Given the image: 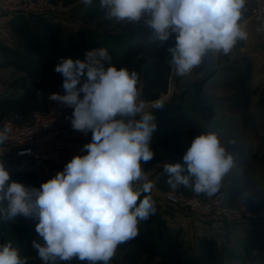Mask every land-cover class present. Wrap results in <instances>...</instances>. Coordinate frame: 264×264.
<instances>
[{"label": "clouds", "instance_id": "1", "mask_svg": "<svg viewBox=\"0 0 264 264\" xmlns=\"http://www.w3.org/2000/svg\"><path fill=\"white\" fill-rule=\"evenodd\" d=\"M91 6L93 0H81ZM245 0H100L108 19L139 21L150 15L147 24L161 44L175 33V47L169 48L171 63L184 75L201 63L209 51L227 54L247 33L240 27ZM104 47L85 53V59L61 58L54 71L61 74L64 95L51 93L49 100L72 108L74 130L92 133L82 147L54 177L39 188L10 181L0 161V217L18 215L37 220L41 244L32 247L44 264L77 258L89 264H109L118 245L139 234L138 224L155 214L151 191L155 184L141 167L154 158L150 142L157 128L154 115L145 112L139 101L138 76L109 61ZM163 107L161 101L154 108ZM139 116V119L136 117ZM11 129H0V144ZM181 163L164 165L172 189L190 186L199 194L218 191L223 176L232 168L216 134L195 137ZM186 166V168H185ZM187 171V175L183 173ZM190 179L192 183L190 184ZM143 181V183H140ZM143 195V198L140 197ZM139 201V202H138ZM0 264H27L11 242L0 244Z\"/></svg>", "mask_w": 264, "mask_h": 264}, {"label": "trees", "instance_id": "2", "mask_svg": "<svg viewBox=\"0 0 264 264\" xmlns=\"http://www.w3.org/2000/svg\"><path fill=\"white\" fill-rule=\"evenodd\" d=\"M106 12L107 9L101 8L99 2L89 18L93 22L103 19L104 25H111L116 18L108 19ZM241 12L240 26L245 4ZM22 16H13L9 21L15 45L0 44V70L15 69L23 74L0 94V125L5 120L28 124L35 114L49 111L55 102L49 100L51 93L66 94L62 86L64 78L54 71L62 57L84 60L87 51L106 48L111 59L103 62L104 67L114 65L118 69L126 68L130 73L134 71L138 76L139 100L144 103L160 100L169 93L171 86L181 88L187 74H190L195 77L186 91L190 107L160 116L150 142L154 158L147 163L141 162L143 171L148 173L161 163L183 164L182 157L193 139L201 134L214 133L226 154L233 158V166L223 176L218 191L212 195L206 192L197 194L192 187L184 185L172 189L167 183L165 164L157 167L153 174L156 188L161 192L175 191L186 198L194 195L214 198L223 194L229 207H235L238 198L251 191L247 208L256 213L263 210L264 152L258 144L261 129L251 113L255 95L251 86L254 64L247 56H233V52L242 47L241 41L237 40L227 54L207 52L199 65L184 75H178L168 50L175 47L177 34L161 44L150 26L127 23L125 32L111 39L87 33L81 34L79 41L73 43L64 38L61 25L48 17L31 15L26 19ZM220 89L227 94H212ZM183 174L188 173L185 171ZM231 175V184L226 188L225 179ZM10 180L39 188L37 175L32 171L11 172ZM152 198L156 202V198ZM155 207L156 213L138 224L137 237L118 245L123 264H194L180 235L172 231L163 213L158 212L163 204H155ZM37 223L32 217H26L22 223L9 221L7 230L2 231L0 244L11 242L20 256L27 259V264H44L32 247L33 240L44 243L36 233ZM197 249L200 264H222L214 239L199 238ZM56 264L89 262L73 258L71 261L58 259ZM109 264L114 263L111 260Z\"/></svg>", "mask_w": 264, "mask_h": 264}, {"label": "rangeland", "instance_id": "3", "mask_svg": "<svg viewBox=\"0 0 264 264\" xmlns=\"http://www.w3.org/2000/svg\"><path fill=\"white\" fill-rule=\"evenodd\" d=\"M49 1L51 3L52 8L48 14V18L51 21L60 24L61 27L63 28L64 38L67 41H71L73 43H77L79 41L81 34H87V33L103 36V37H107L108 39H111L112 37L123 34L125 32V25L127 23H133L135 25H148L146 21L151 18L149 14L144 13L139 21L116 19L115 21L112 22L111 25H106V24L104 25L103 19H98L97 21L93 22L89 18L91 13L95 11L100 0H93L91 6H85L81 2V0H49ZM255 1L256 0H246L245 15L242 19V23L240 27L243 29V31L247 33V37L246 39H242V40L238 39L243 43V45L240 49L235 50L233 52V56L234 57H239L242 55L247 56L249 57V59L253 61L254 64V74H253V80L251 82V86L255 92V95L252 100L251 113L257 120V123L261 129V134L258 144L262 147L264 152V47L259 48L261 49V51H259L258 53L257 52L253 53L251 51V49L256 50L255 47L256 40H258L260 45L263 44L264 27H262L261 25L260 26L257 25L252 20V12L256 4ZM22 17L29 19L30 16L23 15ZM6 33L7 34L9 33V30H7V28H6ZM174 34L175 33H173L170 37H172ZM6 38L8 41L9 36ZM1 41L3 40L1 39ZM19 77H21V72L15 69H6L0 71V89L4 90V88H6L14 79ZM194 79L195 77L193 75L187 74L186 78L181 84V88L171 86L169 93L166 96L162 97L160 100H158L163 103L162 108L160 109L154 108L155 102L145 103L144 111L152 113L154 115L155 122L158 123L160 116H162L163 114H171V113L174 114L182 109L190 107L186 91L191 85V83L194 81ZM212 94L215 96H221L227 94V92L225 90L220 89L213 91ZM139 101L140 100L138 99V102ZM35 115L31 119H29L27 123L33 122ZM136 119H139V116H137ZM90 135H91L90 131L87 134L81 132L80 133L81 137L78 139L80 142L79 144L82 145L89 143L91 141ZM3 154L4 151L0 149V161L3 162L5 168L7 169V165L5 164V158L3 157ZM65 165L66 164L57 165L55 168V174L57 172L62 171ZM8 171L9 173H11L10 170ZM147 176L150 181L153 180L152 179L153 175L152 177L150 176V174H148ZM44 178L37 177L39 187L43 182L51 179L52 176L44 177ZM11 181L13 180H10L9 182ZM140 183H143V181H140ZM143 195L146 194H142L140 198H142ZM220 196L222 197V195ZM159 202L163 204V207L158 212L163 213V217L166 216L167 219H170L171 216L175 215L177 210L165 203L162 194L159 195ZM6 206H7V202H4L3 205H0V207H5V208ZM222 208H223V202H222ZM181 214L183 217L195 215L194 213H189V212H185V214L183 213ZM25 220L26 217L22 215H18L16 218L8 219V220L4 219L3 217H0V237L2 233L7 230L9 221H18L22 223L25 222ZM111 260L113 261L114 264H123L122 254L118 251V249H116V253Z\"/></svg>", "mask_w": 264, "mask_h": 264}, {"label": "built area", "instance_id": "4", "mask_svg": "<svg viewBox=\"0 0 264 264\" xmlns=\"http://www.w3.org/2000/svg\"><path fill=\"white\" fill-rule=\"evenodd\" d=\"M51 8L49 0H0V21L16 15L48 17ZM252 20L257 25L264 24V5L254 8ZM72 111V108L54 102L47 113H37L31 123L16 124L5 120L0 129L7 125L11 131L8 139L0 144V149L4 151L7 169L11 172L32 171L37 177H54L56 166L80 145L78 139L81 132L74 130L70 123ZM163 197L167 205L177 210V214L209 215L222 209L220 195L214 198H186L167 191Z\"/></svg>", "mask_w": 264, "mask_h": 264}, {"label": "crops", "instance_id": "5", "mask_svg": "<svg viewBox=\"0 0 264 264\" xmlns=\"http://www.w3.org/2000/svg\"><path fill=\"white\" fill-rule=\"evenodd\" d=\"M255 2V7L264 5V0H256ZM10 19L5 18L0 22V44L12 46L15 45V37L9 28ZM263 25L261 26L264 27ZM6 28L9 30L8 34L6 33ZM8 36L9 40L7 41L6 37ZM255 42L256 50L251 49V51L258 53L261 51L259 48L264 47V42L261 45L258 40ZM21 76H23L22 73ZM3 91V89H0V94ZM83 145L76 146L72 154L67 156L59 165L67 164L76 155L86 154L82 152ZM164 164L161 163L153 167L146 174H150L152 177L156 168ZM41 177L44 178L43 176ZM152 179L155 187L151 191V196L156 198V205H162L159 202V195H163L164 192L156 188V178L152 177ZM231 180L232 175L225 179L226 188H229ZM219 195H222L223 208L209 215L195 214L183 217L181 214L176 213L170 219H167L166 216L164 217L167 219L172 231L178 233L181 240L184 241L194 264H200L198 261L199 252L197 249V241L204 236L214 239L217 242L218 254L222 264H264V208L260 213L253 212L247 208L251 191L242 194L238 198L235 207H229L225 203L224 195ZM142 222L144 221L139 222V224Z\"/></svg>", "mask_w": 264, "mask_h": 264}]
</instances>
